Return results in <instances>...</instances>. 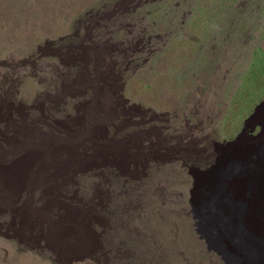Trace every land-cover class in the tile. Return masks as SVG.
Returning a JSON list of instances; mask_svg holds the SVG:
<instances>
[{
  "label": "rangeland",
  "instance_id": "374dc122",
  "mask_svg": "<svg viewBox=\"0 0 264 264\" xmlns=\"http://www.w3.org/2000/svg\"><path fill=\"white\" fill-rule=\"evenodd\" d=\"M245 229L264 0H0V264H263Z\"/></svg>",
  "mask_w": 264,
  "mask_h": 264
},
{
  "label": "bare ground",
  "instance_id": "6f19581e",
  "mask_svg": "<svg viewBox=\"0 0 264 264\" xmlns=\"http://www.w3.org/2000/svg\"><path fill=\"white\" fill-rule=\"evenodd\" d=\"M49 148H48V146H43L40 149H34V151L40 152L41 156L44 157V159L46 161H49L52 159V156L50 155V151L53 150V147L50 146ZM59 158H61V157H59ZM23 175H24V172H23ZM9 177L13 180H18L17 175L13 176V175L9 174ZM255 209L253 207V212H255ZM245 236L248 240L244 239V241H247V242L243 243V245H246V246H244V248L247 252L248 259L251 261H256L257 263L262 262L264 264V250L256 244L255 235L250 230L247 231L245 229ZM239 237H242V236L237 234L238 239H239Z\"/></svg>",
  "mask_w": 264,
  "mask_h": 264
},
{
  "label": "trees",
  "instance_id": "16d2710c",
  "mask_svg": "<svg viewBox=\"0 0 264 264\" xmlns=\"http://www.w3.org/2000/svg\"><path fill=\"white\" fill-rule=\"evenodd\" d=\"M122 116L125 117V115H122ZM197 157H200V156H197ZM208 158H211V156H209L208 152H206L205 155L203 156V161L201 163H204ZM208 163H210V162H208Z\"/></svg>",
  "mask_w": 264,
  "mask_h": 264
}]
</instances>
